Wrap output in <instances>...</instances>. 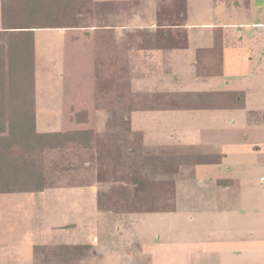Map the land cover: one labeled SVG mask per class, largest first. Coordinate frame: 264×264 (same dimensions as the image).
<instances>
[{"label":"rangeland","instance_id":"obj_1","mask_svg":"<svg viewBox=\"0 0 264 264\" xmlns=\"http://www.w3.org/2000/svg\"><path fill=\"white\" fill-rule=\"evenodd\" d=\"M142 1L139 12H151L155 0ZM188 10L191 24H234V42L225 47L224 77L183 88L244 90L245 107L134 111L132 126L145 132L147 152L221 154L241 138L234 141L229 132H240L248 122L264 123V33L257 25L264 24V0H253L247 7L242 0H188ZM80 33L76 28L36 32L41 131L98 126L94 88H84L83 94L73 85L75 56L86 48L73 38ZM131 74L137 89L153 87L144 85L150 81L140 79L143 73ZM153 83L158 89L170 88L161 79ZM253 137H261L263 151L229 153L221 163L198 165L196 179H178L174 212L101 210L97 185L0 193V264H34L33 244L43 240L76 243L93 237L97 241H92L91 257L81 264H241L239 253L198 252L197 246L199 240L239 234L232 228L246 221L240 211L229 208L264 206V131L243 136ZM246 144L245 149L254 143ZM227 178L234 181L218 184V179Z\"/></svg>","mask_w":264,"mask_h":264},{"label":"trees","instance_id":"obj_2","mask_svg":"<svg viewBox=\"0 0 264 264\" xmlns=\"http://www.w3.org/2000/svg\"><path fill=\"white\" fill-rule=\"evenodd\" d=\"M141 0H1V50L9 69L0 81V97H18L14 112L0 117V193L39 192L46 188L97 185L96 203L114 212H174L176 181L195 178L199 164H216L222 154L147 152L145 132L132 126L134 111L233 109L245 107L243 91H172L137 89L129 69L132 47L95 50L94 105L96 128L39 132L35 119V44L37 28L91 27L111 32L137 12ZM156 33L170 47L188 46V1L155 0ZM145 29L126 31L127 37ZM160 45L157 43V46ZM16 57H15V56ZM21 58V59H20ZM223 36L196 51L195 75L222 74ZM18 83L14 86V84ZM12 110L11 105L9 106ZM4 106L0 104V112ZM3 113V112H2ZM102 124V127L100 125ZM89 244L36 245L34 264H81L91 257Z\"/></svg>","mask_w":264,"mask_h":264},{"label":"crops","instance_id":"obj_3","mask_svg":"<svg viewBox=\"0 0 264 264\" xmlns=\"http://www.w3.org/2000/svg\"><path fill=\"white\" fill-rule=\"evenodd\" d=\"M101 1H110V0H101ZM119 1V0H112ZM142 1V0H141ZM188 1V0H187ZM253 0H242L244 6H248ZM155 5L152 8L151 12L147 14L139 10L133 13L132 17L124 18L122 22L118 23L121 26H116L114 31L111 32H99L95 31L91 27H81L76 28L81 31L80 35H75L73 38H77L82 41L86 46L83 53L77 54L75 56L73 74L75 75L76 80L73 81V85L81 88L83 94L88 88H94V70H95V50L97 46H114L115 44L122 47L125 41L128 46L132 48L128 50V66L131 72L143 73L141 74L140 79L143 81H150V83H145L144 85L156 86L153 81L162 80V82L168 85L170 88L167 90L179 91V90H193V91H243L238 89H208V90H195V89H184L183 86L187 83H199V82H210L216 77H224L226 73V63H225V47L232 44L233 41V25H214V24H191L187 19L188 27V46L186 48L180 47H170L169 42H167L168 37L164 36L163 33H156V19H155ZM189 18V10H188ZM260 29V32L264 33V24H257ZM39 28L34 31V44H35V119H36V128L38 127L37 121L39 118V84H38V63L40 60V55L37 48V36L36 32ZM145 29L143 33H137L132 37H127L126 31H133ZM206 32V34H205ZM221 33L223 36V64H222V74L213 75L207 79H202L195 75V61H196V51L198 48L209 47L214 41L215 34ZM3 29L1 26V0H0V43H6L3 39ZM157 43L160 44L157 46ZM15 56V55H14ZM16 57V56H15ZM9 54L7 50L0 49V81L3 78V75H7L9 69L13 70L16 74L22 70V65H19V61L8 62ZM21 59V58H20ZM21 69V70H20ZM20 70V71H19ZM66 73V70L63 69L61 77ZM68 74L71 71H67ZM160 73V77H156L155 74ZM160 82V81H159ZM212 82V81H211ZM210 82V83H211ZM153 83V84H151ZM229 84V82H227ZM9 81L3 80V84L0 83V88L9 87ZM18 83L14 84L17 87ZM188 86V84H187ZM166 87V86H165ZM171 87H176L172 89ZM183 88V89H180ZM86 88V90L84 89ZM179 88V89H178ZM64 98H62V101ZM21 103L22 99L18 97H0V104L4 106V111L0 112V117L8 118V115L14 112V107L12 104ZM65 101H63L64 103ZM59 103V102H58ZM61 103V102H60ZM51 104V103H50ZM73 104H77L74 102ZM11 105V108L9 107ZM73 105L70 107L72 108ZM230 109V108H228ZM237 109V108H233ZM53 110V109H52ZM95 110V105H94ZM210 110V109H202ZM71 112V111H70ZM39 132H50V131H61V130H45L41 131L37 128ZM63 131V130H62ZM264 131V123L248 122L245 128L241 129L240 132L234 131L229 132L228 137H235L232 139L239 143L231 145L228 149H225L221 153L223 155L222 161L229 155V153L240 152L244 150L250 151H263L261 146V137H253L252 139H244L243 136L248 137L258 132ZM240 139V140H239ZM247 142H253V145L247 146L245 149L243 146L247 145ZM258 145V146H257ZM215 152V151H213ZM221 161V162H222ZM220 162V163H221ZM200 165V164H199ZM198 166V165H197ZM197 168V167H196ZM197 175V173H196ZM196 179V176H195ZM234 179H218V184H227L232 183ZM57 188V187H55ZM49 189V188H46ZM45 189V190H46ZM97 195V194H96ZM227 211H240L241 220L246 221L239 226H232L234 231H238L239 234H234L230 236H216L215 238H209L208 240H199L197 251L201 252L203 250H212L218 252H229L236 253L240 255L239 260L241 264H264V206L260 207H241V208H229ZM120 229V228H119ZM224 231L226 230L223 229ZM96 237H93V242ZM92 241L89 239L87 242H56L50 240H43V242L34 243L33 247L36 245H56V244H89L92 246ZM93 247V246H92ZM88 260V259H87ZM86 260H83L84 262ZM81 262V263H82ZM229 264V262H226Z\"/></svg>","mask_w":264,"mask_h":264},{"label":"built area","instance_id":"obj_4","mask_svg":"<svg viewBox=\"0 0 264 264\" xmlns=\"http://www.w3.org/2000/svg\"><path fill=\"white\" fill-rule=\"evenodd\" d=\"M94 240H96V238Z\"/></svg>","mask_w":264,"mask_h":264}]
</instances>
